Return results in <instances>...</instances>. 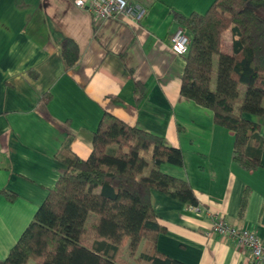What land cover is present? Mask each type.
<instances>
[{"label": "crops", "instance_id": "crops-1", "mask_svg": "<svg viewBox=\"0 0 264 264\" xmlns=\"http://www.w3.org/2000/svg\"><path fill=\"white\" fill-rule=\"evenodd\" d=\"M134 1L146 9L140 22L97 19L74 0H0V262L65 170L62 158L89 156L105 110L182 150V166L161 169L189 182L198 210L152 191L166 228L159 251L186 264H251L248 248L211 231L213 215L264 242V146L260 166L240 167L233 132L180 92L185 60L172 49L173 15L202 13L213 0ZM65 38L78 46L70 68L60 54ZM231 40L223 32V52ZM216 66L214 55L212 85ZM254 119L264 138V118Z\"/></svg>", "mask_w": 264, "mask_h": 264}, {"label": "trees", "instance_id": "trees-1", "mask_svg": "<svg viewBox=\"0 0 264 264\" xmlns=\"http://www.w3.org/2000/svg\"><path fill=\"white\" fill-rule=\"evenodd\" d=\"M173 16L190 38L182 54L181 94L233 132L237 165L260 166L264 138L254 118H264V0H213L202 13ZM226 30L231 53L221 49ZM60 54L67 68L75 66L76 42L65 38ZM62 162L65 170L0 264H186L158 250L166 228L152 200L158 190L197 206L189 182L161 169L165 163L183 165L179 147L105 110L89 156L66 155ZM245 204L243 198L240 215Z\"/></svg>", "mask_w": 264, "mask_h": 264}, {"label": "built area", "instance_id": "built-area-1", "mask_svg": "<svg viewBox=\"0 0 264 264\" xmlns=\"http://www.w3.org/2000/svg\"><path fill=\"white\" fill-rule=\"evenodd\" d=\"M77 7L85 8L97 19L127 17L140 22L146 12L145 7L134 0H74ZM190 42L187 32L178 27L172 37V49L183 54ZM194 211L197 206H190ZM211 231L236 241L251 252V264H264V242L252 231L229 225L220 215H213Z\"/></svg>", "mask_w": 264, "mask_h": 264}, {"label": "rangeland", "instance_id": "rangeland-1", "mask_svg": "<svg viewBox=\"0 0 264 264\" xmlns=\"http://www.w3.org/2000/svg\"><path fill=\"white\" fill-rule=\"evenodd\" d=\"M124 257H126V258H129L128 257V253L126 252V253H124Z\"/></svg>", "mask_w": 264, "mask_h": 264}]
</instances>
